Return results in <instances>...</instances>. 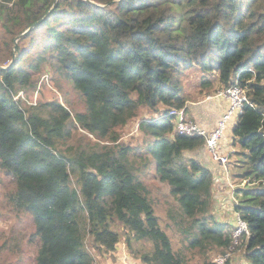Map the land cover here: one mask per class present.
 I'll return each mask as SVG.
<instances>
[{"label": "trees", "instance_id": "obj_1", "mask_svg": "<svg viewBox=\"0 0 264 264\" xmlns=\"http://www.w3.org/2000/svg\"><path fill=\"white\" fill-rule=\"evenodd\" d=\"M45 66L83 111L64 98L14 99L34 93ZM187 68L202 87L237 78L248 100L226 164L245 182L233 192L235 226L218 215L204 139L177 133L167 115L186 108ZM133 122L141 143H122ZM0 172L12 209L32 219L35 264H94L89 245L110 256L119 243L138 244L140 264H216L210 254L233 247L236 216L250 233L242 264H264V0H0ZM155 182L169 189L164 227Z\"/></svg>", "mask_w": 264, "mask_h": 264}, {"label": "rangeland", "instance_id": "obj_2", "mask_svg": "<svg viewBox=\"0 0 264 264\" xmlns=\"http://www.w3.org/2000/svg\"><path fill=\"white\" fill-rule=\"evenodd\" d=\"M184 13V9L182 10ZM46 74V77L43 76ZM52 71L49 67L45 66L43 72L40 75V79L42 78V86L41 90L36 98V104L38 102H49L53 100H58L62 104L64 103L63 98L65 101L68 102V106L70 107L71 111H83L84 104L82 99L80 98L79 94L76 90L72 87L71 84L67 82H59L58 79L53 78L51 80ZM203 74L196 68H187L183 75H182V83L184 86V92L187 95L188 101L190 97H193L195 100H199L203 98V92L210 90L212 94H217L220 86L218 82L213 81V77H207L211 84L207 85L206 87L201 86ZM53 82V83H52ZM60 90V92L57 90ZM217 90V91H216ZM19 93L23 94L24 98H19L25 104L30 105L29 102L34 101V93L28 94L25 91H20ZM18 93V94H19ZM217 96V95H216ZM64 105H66L64 103ZM67 106V107H68ZM144 114H147L145 110H142ZM79 133H85L81 129L78 130ZM86 134V133H85ZM82 136V134H81ZM79 137L76 136V140ZM86 138V141L89 139ZM141 136L137 131V124L133 122L126 128H124L121 132L120 141L122 143H130L133 145L141 143ZM234 171L232 169L229 170V177L228 181L225 176H221L217 181L214 183V190L213 194L214 197L219 196V198H224V204L227 210L224 207V210L220 211V217L222 218L223 222H231L234 219V213L231 210V204L235 200L233 192L235 191L236 187H243L245 182H239L238 180L234 179L230 174ZM157 181V180H156ZM13 184L11 183L9 177L4 175L0 172V264H35V256L37 253V242L31 237L33 232V224L32 219L30 216L26 214L16 213L7 200V193L11 191ZM154 187H151L152 196L156 197L155 201V212L160 217V224L164 227L165 222V210H166V201L168 194V187L164 183L155 182L153 184ZM159 188V190H157ZM167 194V195H166ZM234 197V198H233ZM230 209V211H229ZM173 240L174 248L178 247L179 238L178 236L173 233L171 230L166 231ZM241 237L236 240L233 247L226 252H231V259L235 256H240L242 254V250L240 248L241 245ZM141 245V244H140ZM142 246V245H141ZM88 249L94 255V263L96 264H104L105 258L108 256L107 254L101 255L99 253H95V250L89 245ZM141 249L138 244H133L131 250H127L126 246L123 243H119L116 247L115 253L119 254V252H124L128 258V264H140L137 259H134L133 256L135 252ZM225 252V253H226ZM107 255V256H106ZM223 255L219 252H213L210 254V260H213L216 256ZM189 256V255H188ZM241 257V256H240ZM193 263H200V257L195 256L191 259ZM127 264V262H125ZM230 264V262L226 263Z\"/></svg>", "mask_w": 264, "mask_h": 264}, {"label": "built area", "instance_id": "obj_3", "mask_svg": "<svg viewBox=\"0 0 264 264\" xmlns=\"http://www.w3.org/2000/svg\"><path fill=\"white\" fill-rule=\"evenodd\" d=\"M45 77L46 74L43 76V78ZM41 86L42 78L39 80L37 88L34 91V101L29 102L30 105H36L35 100L39 90H41ZM216 95L219 97H225L228 100L229 107L227 112L218 121L216 128L210 132L205 131L198 123L189 119L186 115L185 108L181 110L173 109L169 111L167 115L174 118L175 131L177 133L191 137L198 136L203 138L205 142V148L209 152L212 159L225 167L227 164V157L219 154V142L224 135L229 119L234 115L239 116L241 114L243 104L247 103L248 100L245 92L242 90V88H240L237 78H235L234 84L232 86L223 90H218ZM20 97L24 98L22 93L17 94L14 99L19 100ZM236 223V228L232 229V238L234 243L238 238L242 237V235H247L248 237L250 234L246 222L243 221L239 216H236ZM229 259H231V252H226L223 255L216 256L213 261L216 264H225Z\"/></svg>", "mask_w": 264, "mask_h": 264}, {"label": "crops", "instance_id": "obj_4", "mask_svg": "<svg viewBox=\"0 0 264 264\" xmlns=\"http://www.w3.org/2000/svg\"><path fill=\"white\" fill-rule=\"evenodd\" d=\"M210 92V90H207L206 92L204 91L202 95L203 98L199 100H195L193 97H190L185 108L187 117L198 123L207 132H210L216 128L218 121L227 112L229 107L228 100L225 97H219L216 96V94L214 95ZM238 117L239 116L234 115L227 122L226 130L218 146V152L222 156L228 157V155L234 153L235 151L232 147V131L235 123L238 120ZM199 156L205 165L210 167L212 172H215L214 183L220 181L217 178L219 175L222 177L225 176L228 181L229 175L226 166L224 167L219 162L213 160L206 148L202 149V151L199 153ZM218 204H220V209L218 210V215L220 216L219 213L221 210H224L225 204L222 201ZM225 209L227 210L226 207ZM233 225L235 226V216L232 220V226ZM119 254L120 256L116 253L110 254V256L105 258L104 264H125V262L128 264V258L126 254L124 252H119ZM240 256L233 257L230 260V264H242L243 260Z\"/></svg>", "mask_w": 264, "mask_h": 264}, {"label": "water", "instance_id": "obj_5", "mask_svg": "<svg viewBox=\"0 0 264 264\" xmlns=\"http://www.w3.org/2000/svg\"><path fill=\"white\" fill-rule=\"evenodd\" d=\"M15 52H16V46L14 47V54H15Z\"/></svg>", "mask_w": 264, "mask_h": 264}]
</instances>
